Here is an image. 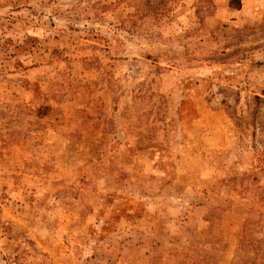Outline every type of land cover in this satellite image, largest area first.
I'll return each instance as SVG.
<instances>
[{
	"label": "rangeland",
	"instance_id": "rangeland-1",
	"mask_svg": "<svg viewBox=\"0 0 264 264\" xmlns=\"http://www.w3.org/2000/svg\"><path fill=\"white\" fill-rule=\"evenodd\" d=\"M0 264H264V0H0Z\"/></svg>",
	"mask_w": 264,
	"mask_h": 264
}]
</instances>
